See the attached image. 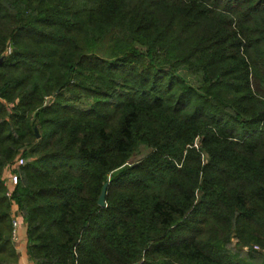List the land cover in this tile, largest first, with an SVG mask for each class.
I'll return each instance as SVG.
<instances>
[{"label": "trees", "instance_id": "trees-1", "mask_svg": "<svg viewBox=\"0 0 264 264\" xmlns=\"http://www.w3.org/2000/svg\"><path fill=\"white\" fill-rule=\"evenodd\" d=\"M0 58V264L13 205L33 264H264V0H0Z\"/></svg>", "mask_w": 264, "mask_h": 264}, {"label": "rangeland", "instance_id": "rangeland-1", "mask_svg": "<svg viewBox=\"0 0 264 264\" xmlns=\"http://www.w3.org/2000/svg\"><path fill=\"white\" fill-rule=\"evenodd\" d=\"M118 35L117 31H112L110 33H108L103 40L101 41V43L99 44L98 48H97V53L101 56H103L104 58L108 59V60H112L113 57L111 56V46H112V39L114 37H116ZM185 78L187 79V81L196 86V79L190 75V73L184 69L182 71H180ZM148 153V149L146 148H140L139 151L134 155V157L132 158V160H138L140 158H142L145 154Z\"/></svg>", "mask_w": 264, "mask_h": 264}, {"label": "crops", "instance_id": "crops-1", "mask_svg": "<svg viewBox=\"0 0 264 264\" xmlns=\"http://www.w3.org/2000/svg\"><path fill=\"white\" fill-rule=\"evenodd\" d=\"M9 175L7 171L5 177ZM26 226L22 219L19 217V225L17 228V239L14 242L17 253H18V264H33L26 253Z\"/></svg>", "mask_w": 264, "mask_h": 264}, {"label": "built area", "instance_id": "built-area-1", "mask_svg": "<svg viewBox=\"0 0 264 264\" xmlns=\"http://www.w3.org/2000/svg\"><path fill=\"white\" fill-rule=\"evenodd\" d=\"M22 163H23V159L19 158L17 160V164H22ZM12 168H13V166H12ZM16 182H17V176L10 169L9 170V175L7 177H5V181H4V184L7 187L6 194L8 196L11 195V190L14 187V185L16 184ZM11 213H12L11 238H12L13 241H15L17 239V228H18V225H19V217H20V214H19V212H18V210H17L15 205H13ZM255 248H257V246H255Z\"/></svg>", "mask_w": 264, "mask_h": 264}, {"label": "water", "instance_id": "water-1", "mask_svg": "<svg viewBox=\"0 0 264 264\" xmlns=\"http://www.w3.org/2000/svg\"><path fill=\"white\" fill-rule=\"evenodd\" d=\"M0 61H1V58H0ZM107 185L108 183H105L101 189V192L98 196V204L101 206V207H104L106 205V202H105V196H106V189H107ZM134 264H138V263H134Z\"/></svg>", "mask_w": 264, "mask_h": 264}]
</instances>
